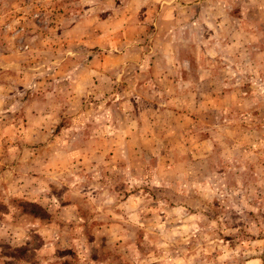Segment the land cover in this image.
Returning <instances> with one entry per match:
<instances>
[{"label": "rangeland", "instance_id": "1", "mask_svg": "<svg viewBox=\"0 0 264 264\" xmlns=\"http://www.w3.org/2000/svg\"><path fill=\"white\" fill-rule=\"evenodd\" d=\"M0 264H264V0H0Z\"/></svg>", "mask_w": 264, "mask_h": 264}]
</instances>
